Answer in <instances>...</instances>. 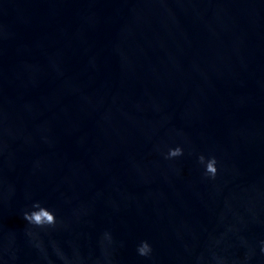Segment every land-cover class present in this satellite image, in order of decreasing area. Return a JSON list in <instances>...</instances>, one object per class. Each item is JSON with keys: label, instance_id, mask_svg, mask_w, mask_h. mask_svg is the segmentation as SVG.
I'll list each match as a JSON object with an SVG mask.
<instances>
[{"label": "water", "instance_id": "95a60500", "mask_svg": "<svg viewBox=\"0 0 264 264\" xmlns=\"http://www.w3.org/2000/svg\"><path fill=\"white\" fill-rule=\"evenodd\" d=\"M26 196L66 222L90 214L89 248L111 228L119 264H185L196 236L202 249L243 223L264 236L250 223L264 215V0H0L5 241Z\"/></svg>", "mask_w": 264, "mask_h": 264}, {"label": "clouds", "instance_id": "9594fccd", "mask_svg": "<svg viewBox=\"0 0 264 264\" xmlns=\"http://www.w3.org/2000/svg\"><path fill=\"white\" fill-rule=\"evenodd\" d=\"M183 155L184 149L177 146L170 148L164 158L174 160ZM197 162L203 168L204 179L215 181L219 173L216 157L201 154ZM25 198L28 203L18 210L24 222L23 229L19 233H9L6 241L0 236V264H24L21 243L32 250V264H119L120 252L125 244L116 238L111 228L100 232L95 239V246L89 248L90 235L79 230V225H91L90 214L77 211L73 213L72 220L66 222L41 201L31 196ZM250 223L264 226V215H253ZM247 228L248 223H243L235 230L229 227L225 232L211 233L202 249L198 248L201 234L196 236L194 242L185 248V264H264V236L250 239L244 234ZM233 232L234 240L231 235ZM56 233H64L67 239L56 240ZM44 235L50 237L47 243L43 240ZM233 247L239 251L233 253ZM135 251L138 257L145 260H150L154 254L153 245L148 240L140 241Z\"/></svg>", "mask_w": 264, "mask_h": 264}]
</instances>
